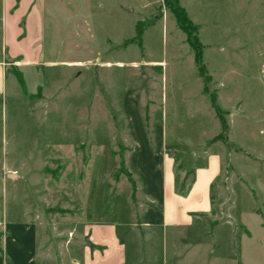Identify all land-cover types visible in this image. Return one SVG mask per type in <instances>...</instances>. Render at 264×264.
Masks as SVG:
<instances>
[{
    "label": "rangeland",
    "instance_id": "1",
    "mask_svg": "<svg viewBox=\"0 0 264 264\" xmlns=\"http://www.w3.org/2000/svg\"><path fill=\"white\" fill-rule=\"evenodd\" d=\"M36 1L45 63L22 85L11 73L0 103V264L108 262L111 236L85 234L114 224L125 264H264V0H180L208 81L163 0ZM210 154L222 161L203 224L148 223L162 201L146 157L153 187L159 156L174 157L183 190Z\"/></svg>",
    "mask_w": 264,
    "mask_h": 264
},
{
    "label": "crops",
    "instance_id": "2",
    "mask_svg": "<svg viewBox=\"0 0 264 264\" xmlns=\"http://www.w3.org/2000/svg\"><path fill=\"white\" fill-rule=\"evenodd\" d=\"M0 103L4 106L5 97L9 89V75L14 74L18 83V73L26 78V71L32 68H39L45 63L44 48V26L43 12L40 4L36 0H0ZM163 163L162 183H156L158 175L155 163L157 157H146L147 164L140 166L144 169L147 182L150 183L153 192H159L161 196L162 212L159 217H150L153 226H159L164 231L169 229L179 231L180 229H190L203 224V219L207 218L212 209L211 185L218 177L221 170V156L210 154L206 157V165L197 167L195 179L189 186L182 190L179 187L175 158L171 155H160ZM153 163H152V161ZM8 174V178L14 179L15 175ZM161 175V174H160ZM180 189V190H179ZM152 191V190H151ZM264 229L261 227L264 238ZM90 235V240L100 247L105 245V238L111 236L113 247L116 252L108 262H95L91 264H125L128 263V246L119 232V224L109 226L105 229L94 226ZM178 240H187L180 237ZM253 234L251 237L252 238ZM84 237V234L82 235ZM84 246V245H83ZM87 251L89 248H86ZM82 250V248H81ZM77 260L76 256L73 258ZM95 260V258H93Z\"/></svg>",
    "mask_w": 264,
    "mask_h": 264
},
{
    "label": "trees",
    "instance_id": "3",
    "mask_svg": "<svg viewBox=\"0 0 264 264\" xmlns=\"http://www.w3.org/2000/svg\"><path fill=\"white\" fill-rule=\"evenodd\" d=\"M165 6L174 14L177 20V24L181 30L186 34L187 41L195 52V61L198 66L200 74L208 81V76L206 72V67L204 64V46L199 40L198 32L199 26L195 24L192 19L189 17L186 9L181 5L180 0H163ZM144 34V25L141 22H138L136 26V40L139 43H142V38ZM213 107L216 110L217 116L220 119L221 127L224 132L228 129V123L223 117L222 110L216 103L215 97H212ZM223 136L219 135L217 139L222 138ZM216 139L213 140L215 142Z\"/></svg>",
    "mask_w": 264,
    "mask_h": 264
},
{
    "label": "water",
    "instance_id": "4",
    "mask_svg": "<svg viewBox=\"0 0 264 264\" xmlns=\"http://www.w3.org/2000/svg\"><path fill=\"white\" fill-rule=\"evenodd\" d=\"M12 176H14V174H12Z\"/></svg>",
    "mask_w": 264,
    "mask_h": 264
}]
</instances>
